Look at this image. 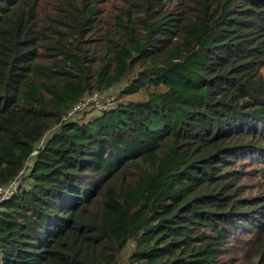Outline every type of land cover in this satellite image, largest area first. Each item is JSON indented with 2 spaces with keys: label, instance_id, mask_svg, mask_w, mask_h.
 <instances>
[{
  "label": "trees",
  "instance_id": "1",
  "mask_svg": "<svg viewBox=\"0 0 264 264\" xmlns=\"http://www.w3.org/2000/svg\"><path fill=\"white\" fill-rule=\"evenodd\" d=\"M263 68L264 0H0V264H264Z\"/></svg>",
  "mask_w": 264,
  "mask_h": 264
},
{
  "label": "built area",
  "instance_id": "2",
  "mask_svg": "<svg viewBox=\"0 0 264 264\" xmlns=\"http://www.w3.org/2000/svg\"><path fill=\"white\" fill-rule=\"evenodd\" d=\"M115 108V98L109 93H95L90 96L84 97L77 102L69 110L65 122H73L77 120L79 114H90V112L96 113H107ZM42 141L38 144L36 149L29 155L25 165L21 171L17 174L15 179L10 181L8 184L0 187V204L11 200L20 190L22 180L32 170L36 158L39 154V148L41 147Z\"/></svg>",
  "mask_w": 264,
  "mask_h": 264
},
{
  "label": "rangeland",
  "instance_id": "3",
  "mask_svg": "<svg viewBox=\"0 0 264 264\" xmlns=\"http://www.w3.org/2000/svg\"><path fill=\"white\" fill-rule=\"evenodd\" d=\"M261 73L264 76V68L261 70ZM118 88L122 89L123 86L122 85H118V86L116 85L115 87H113V89L111 91H109L115 97L116 102H118V99H119ZM142 98H143V93H138L135 95H128V96L122 95V97L120 95L121 101H123V100H128V101L141 100ZM98 116H101V115H99L97 113L90 112V114H88V115H81L80 119L85 122L88 119L98 117ZM249 161H250L249 158H247L245 160V162L248 163L246 165L247 174H246V180H245V182L247 184V188L250 190L252 195H255L258 193H264V178H262L261 175L259 174L260 173L259 169H257L255 166L251 167L253 162L252 161L249 162ZM253 161H254V159H253ZM260 165L264 166V162H262V164H260ZM261 173H264V171ZM28 175L26 178H24L22 180V184H21L22 187H27V185L30 183ZM249 237L250 236L239 234V242L236 243L234 246L235 251L239 252V264L243 263L242 251L246 247V244H247ZM133 250H134L133 244H129L126 247V249L122 253H120V255L118 256V260H117L116 264H130V257L133 253Z\"/></svg>",
  "mask_w": 264,
  "mask_h": 264
},
{
  "label": "clouds",
  "instance_id": "4",
  "mask_svg": "<svg viewBox=\"0 0 264 264\" xmlns=\"http://www.w3.org/2000/svg\"><path fill=\"white\" fill-rule=\"evenodd\" d=\"M105 92L111 94L109 91H105ZM101 93H104V92H101ZM94 94H95V93H94ZM89 96H90V95H89ZM86 97H87V96H86ZM114 98H115V97H114ZM82 99H83V98H82ZM79 101H80V100H79ZM79 101H78V102H79ZM75 104H76V103H75ZM75 104H74V105H75ZM116 107H117V102H116V100H115V108H114V109H116ZM114 109H113V110H114ZM113 110H111V111H113ZM111 111H110V112H111ZM93 113H94V112H93ZM95 113H96V112H95ZM107 113H108V112H107ZM97 114L102 115V114H105V113H101V114H100V113H97ZM81 115H86V114H79L77 118H80ZM71 123H72V122H71ZM21 184H22V183H21ZM19 191H20V190H19Z\"/></svg>",
  "mask_w": 264,
  "mask_h": 264
}]
</instances>
